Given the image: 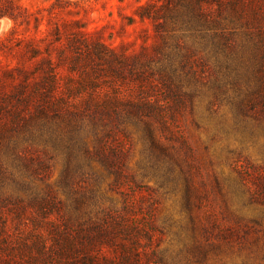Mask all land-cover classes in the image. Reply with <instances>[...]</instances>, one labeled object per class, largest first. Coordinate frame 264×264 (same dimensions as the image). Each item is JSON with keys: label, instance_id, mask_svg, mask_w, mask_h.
I'll return each instance as SVG.
<instances>
[{"label": "rangeland", "instance_id": "374dc122", "mask_svg": "<svg viewBox=\"0 0 264 264\" xmlns=\"http://www.w3.org/2000/svg\"><path fill=\"white\" fill-rule=\"evenodd\" d=\"M17 2L38 19L31 16L18 34L43 39L33 57L25 41L0 53V76L17 61L28 73L15 72L16 82L30 93L26 119L0 141V264H90L103 258L100 251L114 255L93 227L81 232L77 223L108 208L132 221L137 207L141 221L153 213L156 230L153 240L142 234L128 244L142 264L149 254L159 264H264V190L256 195L251 184L264 171V110L247 95L259 85L253 45L261 25L254 17L264 0ZM97 43L114 57L82 75L94 61L84 56ZM49 54L57 95L88 79L106 89L118 82L134 100L163 99L169 124L151 117L147 128L125 114L92 124L85 111L70 123L51 109L30 120L42 105L32 88L49 72ZM170 83L176 103L166 95ZM103 125L125 144L122 155L93 151ZM117 168L136 191L115 184ZM59 233L72 237L64 253Z\"/></svg>", "mask_w": 264, "mask_h": 264}, {"label": "trees", "instance_id": "16d2710c", "mask_svg": "<svg viewBox=\"0 0 264 264\" xmlns=\"http://www.w3.org/2000/svg\"><path fill=\"white\" fill-rule=\"evenodd\" d=\"M33 14L34 13L30 12L27 8L20 6L17 0H0V17L6 16L12 21V27L6 34L0 37V53L5 52L2 47L6 50H11L14 47L20 46L22 41H25L26 48H29V57H33L37 54V49L39 47L37 42H40L43 38L36 35L20 36L18 34L20 27L29 24L31 16L34 17V20H38L37 16H34ZM140 16L143 17L149 15L142 14ZM254 22H260L259 25H261L257 31L258 40L253 45V57L256 63L254 73L258 77L259 85L255 91L247 93V95H254V98L251 99V104L256 101L264 110V8L260 9V11L255 14ZM80 27L82 26H79V28ZM81 31L85 32L83 29ZM43 33H50V27L47 26ZM97 44L98 46H94V49L86 52L87 54L84 56L86 57V60L89 61L90 59H93L94 61L88 65L90 68L83 72L82 75H89V73L97 70L96 66H93L92 64L95 63L96 65H100L108 63L109 59L114 57L112 50L104 43ZM48 56L49 59H47V62H49V72L43 77L44 80L35 82L33 84L34 87L32 88V93L36 91L37 95L41 97L42 105L37 107L36 113L29 116L30 120L38 118L39 116L37 115L45 116L47 110L51 109L57 118H62L64 116L70 121V123L80 119L81 111H85L93 115H88L93 122L92 124H95L96 121L103 122L102 120L105 118L114 119L123 114L128 118L136 119L146 124L147 128H150L149 119H151V117L169 124L166 116L169 114L168 111L170 105L165 103L163 99L142 96L134 100L131 98V94H129L130 88H127L118 82L113 83L106 89L105 87L98 86L96 80L93 81L88 79L89 81L82 85L81 83H76L75 85L71 84L69 86L71 94L57 95L58 82L52 80V78L50 81V54ZM18 64L19 63L16 61L15 64L1 68L0 141L4 139L3 135L7 132L10 126L18 124L22 119H26L23 111L28 109L24 107L27 105L26 101L29 98L30 93L24 91L26 86L24 81L16 82L17 79L15 77V72L26 74L28 71L21 66H18ZM72 64L75 66L78 63L75 62ZM86 84L89 85V88L79 91L82 90ZM166 88L168 89L166 95L170 100L176 103V99H179L177 86L171 85L170 83ZM83 94H86V97H83ZM246 100L247 98L245 97L238 102V105L241 107L242 103H245ZM24 122L26 123L27 121ZM103 126V130H97L94 133L95 145L93 146V151L98 155L103 156L108 154L119 155L120 153L122 155V151L124 149L126 150L125 144L119 140V136L114 129L105 130V125ZM187 148L190 153H192L191 148ZM191 156L192 155L189 157V161H192ZM235 167L240 173L248 171V168L243 166V164H236ZM114 175L115 184L124 185L130 183L134 185V191H136L135 181L124 176V173L118 168L114 170ZM259 176L261 179L260 181H251L256 195L260 193L259 191L264 190L263 170L259 171ZM126 205L134 208L137 203H135L134 200L129 199L126 201ZM141 209L143 208H136V212L138 213H133L132 221L128 220L127 213L123 214L112 208L102 209L93 219L89 218L87 220L78 221L77 225L81 229V232L85 224H87V226L90 225L95 229L96 236L103 237V240H105L107 244H112L114 248V255H104L103 252L100 251L99 253L103 258L101 260L92 259L90 264H142L139 257L140 253L137 250L131 249L128 244L137 243L142 234V236H144L149 242L153 240L156 230L153 227V213L149 214L146 220L141 221L143 218V214H139ZM59 235L64 236L63 238L66 243V245L62 247V253H64L66 251L64 248H67V246L69 248L70 246H73L72 237L68 233H59ZM56 242L59 245V239ZM89 254L90 258L95 257V254ZM148 257L150 258H148L147 262L149 263L147 264H159L157 261L152 260L151 254H149Z\"/></svg>", "mask_w": 264, "mask_h": 264}, {"label": "clouds", "instance_id": "9594fccd", "mask_svg": "<svg viewBox=\"0 0 264 264\" xmlns=\"http://www.w3.org/2000/svg\"><path fill=\"white\" fill-rule=\"evenodd\" d=\"M12 27V21L8 17H0V37Z\"/></svg>", "mask_w": 264, "mask_h": 264}]
</instances>
